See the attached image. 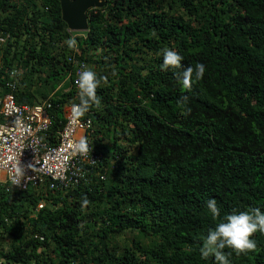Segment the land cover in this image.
<instances>
[{
	"label": "trees",
	"instance_id": "obj_1",
	"mask_svg": "<svg viewBox=\"0 0 264 264\" xmlns=\"http://www.w3.org/2000/svg\"><path fill=\"white\" fill-rule=\"evenodd\" d=\"M86 13L77 34L59 0H0L1 91L49 98L50 140L79 103L77 63L107 77L87 111L102 156L87 179L0 184V264H216L199 253L207 230L233 210L264 212V0H105ZM163 48L181 69L161 71ZM197 63L206 71L185 91L174 72ZM252 239L254 251L224 250L230 264H264V234Z\"/></svg>",
	"mask_w": 264,
	"mask_h": 264
},
{
	"label": "built area",
	"instance_id": "obj_2",
	"mask_svg": "<svg viewBox=\"0 0 264 264\" xmlns=\"http://www.w3.org/2000/svg\"><path fill=\"white\" fill-rule=\"evenodd\" d=\"M4 41L5 38L0 37V43ZM87 69L85 61L77 63L73 73L75 88L78 74ZM21 72V69H16L10 74L15 76ZM7 87L13 90L15 82H8ZM73 104L77 103L64 108L65 122L55 138L50 140V99L33 105H20L11 92H2L0 88V184L17 190L37 189L43 185L62 190L87 179L88 171L101 161L102 156L94 146L92 116L86 112L78 122L74 121ZM81 137L87 138L92 152L87 156H72L70 146ZM17 167L23 169L19 187L12 183ZM100 178L104 176L100 175ZM43 205L44 202L40 201L37 208Z\"/></svg>",
	"mask_w": 264,
	"mask_h": 264
},
{
	"label": "clouds",
	"instance_id": "obj_3",
	"mask_svg": "<svg viewBox=\"0 0 264 264\" xmlns=\"http://www.w3.org/2000/svg\"><path fill=\"white\" fill-rule=\"evenodd\" d=\"M66 43L69 49L77 47L75 37L69 38ZM161 55V71H167L170 68L174 70L182 68L183 57L175 50L163 48ZM205 71V65L197 63L195 67L188 66L183 68L182 71H175L174 76L185 91H191L193 79L201 80ZM106 81L107 77H98L97 73L91 69L83 70L78 74L75 83L78 88L79 103L73 104L71 109L74 121L78 122V119L92 105H100V98L97 96L96 90L102 82ZM187 101L188 97L182 96L177 103L185 104ZM70 147L72 156H87L92 152V147H90L86 137H81L78 141L73 142ZM22 174L23 169L17 167L15 175L12 177V183L17 187L21 184ZM88 203L87 197H83L82 206H87ZM206 208L214 219L220 217V209L215 199H208ZM257 232L264 234V212L260 208L254 207L246 211L233 210L231 214L226 215L218 223H215L214 227L207 230L206 235L200 242V256L202 259L214 257L216 264H230L229 255L231 253H226L224 250L231 249L237 255L254 251L257 244L252 237Z\"/></svg>",
	"mask_w": 264,
	"mask_h": 264
},
{
	"label": "water",
	"instance_id": "obj_4",
	"mask_svg": "<svg viewBox=\"0 0 264 264\" xmlns=\"http://www.w3.org/2000/svg\"><path fill=\"white\" fill-rule=\"evenodd\" d=\"M105 0H59L62 20L71 31H86L87 10L101 7Z\"/></svg>",
	"mask_w": 264,
	"mask_h": 264
},
{
	"label": "rangeland",
	"instance_id": "obj_5",
	"mask_svg": "<svg viewBox=\"0 0 264 264\" xmlns=\"http://www.w3.org/2000/svg\"><path fill=\"white\" fill-rule=\"evenodd\" d=\"M173 13H174L175 15H178V14L180 13V11H179V10H173ZM82 32H84V31H76L77 34H81ZM120 137H121V135H120ZM120 140H121V139H120ZM121 142H124L123 139L121 140Z\"/></svg>",
	"mask_w": 264,
	"mask_h": 264
}]
</instances>
